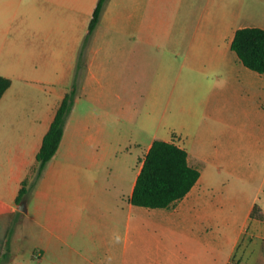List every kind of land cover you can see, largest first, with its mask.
Here are the masks:
<instances>
[{"label": "crops", "instance_id": "1", "mask_svg": "<svg viewBox=\"0 0 264 264\" xmlns=\"http://www.w3.org/2000/svg\"><path fill=\"white\" fill-rule=\"evenodd\" d=\"M97 1L0 0V76L23 77L27 74L26 67L20 64L56 58L57 33H62L64 56L74 71ZM220 2L106 1L85 49V65L80 71L74 104L59 147L34 188L22 200L25 212L17 208L18 192L22 181L36 167L35 157L42 139L69 89L53 101L48 99L46 89L28 85L14 87L11 81L0 98L2 264L190 263L191 256L181 246L163 247L159 242L144 249L138 246L144 232L143 218L139 215L142 207L132 205L130 197L143 159L128 171L124 150L115 143V137L111 139L110 134L106 137L107 122L100 119V108L104 117L108 107L105 99L111 94L121 96L113 80L124 57L134 64L137 82L144 76L142 56L145 55L154 64L148 88L151 106L158 104L159 95L171 96L172 103L175 92L185 101L179 104L182 113L188 105L186 117L177 121L172 117L174 123L162 120L161 129H165L166 136L156 139L174 142L183 148L188 164L198 171L197 162L215 166L222 159L236 162V159L255 156V160L262 149H258L253 135L243 139H215L212 151L200 149L191 154L192 145L198 146L195 129L207 125L199 124V117L214 120V112H220L223 91L258 87L264 96V74L243 66L230 49L236 30L259 26L239 21L243 17L239 11L242 0L231 10L226 9L227 1ZM59 59L62 60L60 54ZM192 99L198 100L197 109L189 104ZM77 108L81 110L76 113ZM197 138L200 144L201 140L205 142L202 135ZM156 139L150 142L145 154ZM235 162L230 165L232 169L236 167ZM201 178L200 172L198 181L184 198L168 208L157 209L156 212L163 214L159 221L161 228L167 234L178 228L188 239H194L200 237L199 231L203 235L210 231L204 223L216 225L220 220V236L228 233L234 251L242 240L257 238L259 244L264 241V219L249 217L254 204L261 208L263 215L264 207L256 199L249 203L246 224L254 227L250 232L246 224L241 227L231 218L219 219L215 212L202 209L213 188L201 183ZM224 224H228V230H224ZM232 261L227 259L222 264H234ZM255 264H264V253L261 262Z\"/></svg>", "mask_w": 264, "mask_h": 264}, {"label": "rangeland", "instance_id": "2", "mask_svg": "<svg viewBox=\"0 0 264 264\" xmlns=\"http://www.w3.org/2000/svg\"><path fill=\"white\" fill-rule=\"evenodd\" d=\"M225 1H227L226 9L231 10L235 8L233 6L238 0H221L220 3ZM146 10H149V6ZM239 11L243 16L242 19H239L241 23L246 22L245 24L251 23L254 26L264 27V1L242 0ZM222 13L223 10L220 9V14ZM61 35L62 33H57L54 47L57 57L54 59L46 57L36 63L20 64V66L26 67L25 72L27 74L23 77L17 75L8 77L14 87L28 85L29 87L46 89L48 99L53 101L63 95L62 91L71 89L78 71H76V64L73 71L70 68L71 63L65 59ZM46 43L50 46L49 38L46 39ZM86 48L87 46L81 50L80 47L78 51V55L82 53L83 60L86 57ZM49 54L50 50H47V55ZM59 54L62 60L59 59ZM142 65L144 76H142L141 81L138 79L135 82L134 64L129 58L124 57L122 67L113 80L121 96L116 97L111 94L105 99L104 103L108 107L105 108L104 117L102 116V108H100V119L107 122L105 125L106 137L109 134L111 139L115 137V143L120 144L124 150V161L129 172L138 166V163L144 158L145 151L153 138L166 136L165 129H161L162 120L174 123L172 117L175 121L186 117L188 108L185 103L187 107L182 113L179 104L185 101L179 92H175L172 103L170 102L171 96L159 95L157 97L158 104L155 103L151 106L148 88L151 80L150 72L154 64L153 61H149V58L143 55ZM174 65L178 71V63L175 62ZM51 71L52 73H50ZM81 74L80 71L77 74V84H79ZM84 101L85 99L81 103ZM189 104L196 109L199 107L197 99H192ZM119 105H121V109H118ZM97 108L96 111H98ZM218 108L220 112H214V120L210 117H199L198 123H207V125L195 129V141H197L198 146L192 145V155L195 151L199 152L200 149L204 152L212 151L215 139H220V141L224 138L233 137L243 139L248 135H253L256 138L257 147L258 149L261 148L262 151L258 152L255 160V156L251 159H236V162L231 159H222L219 164L215 165L217 168L208 162H197L202 175L201 183L210 184L213 188L208 192V202L204 203L202 209L208 213L215 212L219 219L231 218L237 226L244 227L249 203L256 199L264 207V96L258 87H242L238 91L226 89L220 94V106ZM78 110L80 111L81 108H77L76 113L79 112ZM117 123L119 124L117 125ZM198 135H202L205 142L201 140L202 144H200ZM233 162H235L236 167L234 166L232 169L230 165ZM140 209L139 215L143 218L144 232L138 246L143 247V249L153 247L158 242L163 247L181 246L191 256L189 264H222L227 259H232L234 264L261 262V255L264 253V241L259 244L257 238H248L242 240L234 251L232 239L228 237V233L226 232V236H220V220L216 225L204 223V226L210 227V231L207 230L206 235H203V231H199L201 234L199 238L188 239V236L184 235L178 228L167 234L159 224L163 215L161 212H156L159 210L143 207ZM215 226L217 227L216 231ZM223 228L228 230V224H224ZM247 228L250 232L254 227L248 223Z\"/></svg>", "mask_w": 264, "mask_h": 264}, {"label": "trees", "instance_id": "3", "mask_svg": "<svg viewBox=\"0 0 264 264\" xmlns=\"http://www.w3.org/2000/svg\"><path fill=\"white\" fill-rule=\"evenodd\" d=\"M106 1H97L81 50H84V47L89 44L90 37L99 22ZM230 49L243 66L255 73L264 74V29L245 27L236 30ZM84 65L85 59L83 60L82 53H80L77 58L76 71H81ZM77 74L74 77L71 89L64 95L56 109L53 121L36 154V167L32 174L22 181L16 203L21 202L29 195L40 179L46 164L59 147L66 119L74 104ZM10 85V79L0 76V98ZM199 177L200 172L188 164L187 152L183 148L174 142L156 139L151 143L142 160L130 197V203L134 206L149 209L168 208L184 198L196 184ZM249 217L259 221L264 219L262 210L257 204H254L251 208ZM0 264H2V261H0Z\"/></svg>", "mask_w": 264, "mask_h": 264}, {"label": "water", "instance_id": "4", "mask_svg": "<svg viewBox=\"0 0 264 264\" xmlns=\"http://www.w3.org/2000/svg\"><path fill=\"white\" fill-rule=\"evenodd\" d=\"M18 210L25 212L26 211V206H25V201H21L18 206Z\"/></svg>", "mask_w": 264, "mask_h": 264}]
</instances>
